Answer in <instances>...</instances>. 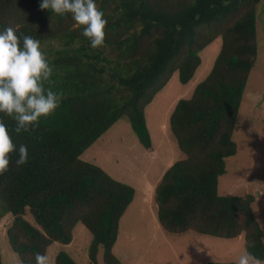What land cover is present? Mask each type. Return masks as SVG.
I'll return each instance as SVG.
<instances>
[{"label":"trees","instance_id":"1","mask_svg":"<svg viewBox=\"0 0 264 264\" xmlns=\"http://www.w3.org/2000/svg\"><path fill=\"white\" fill-rule=\"evenodd\" d=\"M262 0H96L105 18L106 48L93 49L71 15L40 10L41 0H0V31L13 27L41 41L64 99L38 129L13 134L29 161L0 175V220L22 264H35L54 242L69 245L82 224L92 235L90 264H120L113 249L120 222L136 191L82 154L126 117L139 142L153 150L146 107L178 72L188 84L200 53L218 38L222 47L208 77L189 99L178 101L170 129L184 158L163 175L155 191L158 221L171 234L195 232L219 239L244 237L245 248L264 259L255 198L223 197L219 178L237 155L233 140L238 109L258 59L257 7ZM11 130L15 122L3 117ZM29 213L35 224L25 216ZM0 264L1 255H0ZM55 264H77L60 252ZM234 264V263H210Z\"/></svg>","mask_w":264,"mask_h":264},{"label":"rangeland","instance_id":"2","mask_svg":"<svg viewBox=\"0 0 264 264\" xmlns=\"http://www.w3.org/2000/svg\"><path fill=\"white\" fill-rule=\"evenodd\" d=\"M256 30L258 59L250 73L238 109L233 140L237 155L226 160V173L219 178L218 193L223 197L252 195V205L264 241V0L257 7ZM222 47L221 38L201 53V65L193 79L181 84L176 72L168 84L146 107V120L153 150L139 142L128 118L115 123L81 156L83 161L102 168L115 180L132 186L135 197L120 222L113 253L120 264H210L234 263L245 249L244 237L226 240L195 232L171 234L158 221L155 191L165 172L184 158L170 129V117L179 100L192 97L197 86L213 69ZM25 219L35 224L27 213ZM13 222L8 215L0 220V255L2 264H22L12 250L7 230ZM69 245L52 243L47 254L55 264L60 252L67 253L77 264H90L91 233L82 225L74 228ZM98 264H104L103 249Z\"/></svg>","mask_w":264,"mask_h":264},{"label":"clouds","instance_id":"3","mask_svg":"<svg viewBox=\"0 0 264 264\" xmlns=\"http://www.w3.org/2000/svg\"><path fill=\"white\" fill-rule=\"evenodd\" d=\"M40 10L56 16L71 15L75 26L93 49L106 48L108 20L96 0H41ZM54 69L48 62L41 41L25 33L17 34L13 27L0 31V175L10 167L13 153L19 168L29 161V150L17 145L13 134L30 133L38 129L42 119L55 114L63 101V91H54ZM3 117L15 122L11 130ZM35 264H52L47 252L35 253ZM19 264V262H18ZM234 264H264V259L245 248Z\"/></svg>","mask_w":264,"mask_h":264},{"label":"crops","instance_id":"4","mask_svg":"<svg viewBox=\"0 0 264 264\" xmlns=\"http://www.w3.org/2000/svg\"><path fill=\"white\" fill-rule=\"evenodd\" d=\"M125 215V214H124ZM122 220V219H121Z\"/></svg>","mask_w":264,"mask_h":264}]
</instances>
